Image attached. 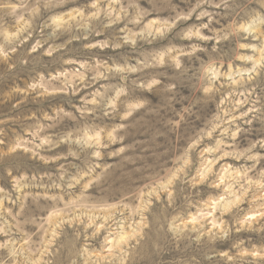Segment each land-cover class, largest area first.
<instances>
[{
    "label": "rangeland",
    "instance_id": "obj_1",
    "mask_svg": "<svg viewBox=\"0 0 264 264\" xmlns=\"http://www.w3.org/2000/svg\"><path fill=\"white\" fill-rule=\"evenodd\" d=\"M0 264H264V0H0Z\"/></svg>",
    "mask_w": 264,
    "mask_h": 264
},
{
    "label": "bare ground",
    "instance_id": "obj_2",
    "mask_svg": "<svg viewBox=\"0 0 264 264\" xmlns=\"http://www.w3.org/2000/svg\"><path fill=\"white\" fill-rule=\"evenodd\" d=\"M255 63H257V61Z\"/></svg>",
    "mask_w": 264,
    "mask_h": 264
}]
</instances>
